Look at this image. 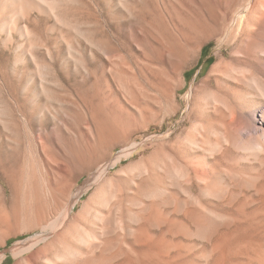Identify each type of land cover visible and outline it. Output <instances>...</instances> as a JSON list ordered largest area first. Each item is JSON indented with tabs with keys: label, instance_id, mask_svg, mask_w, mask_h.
Returning a JSON list of instances; mask_svg holds the SVG:
<instances>
[{
	"label": "rangeland",
	"instance_id": "rangeland-1",
	"mask_svg": "<svg viewBox=\"0 0 264 264\" xmlns=\"http://www.w3.org/2000/svg\"><path fill=\"white\" fill-rule=\"evenodd\" d=\"M82 1L79 16L90 20L97 38L110 39V43L120 50V60L131 80L130 90H124L118 80H114L110 71L114 70L113 62L105 58L96 61L88 58L90 71H78L70 63H64L66 50L60 47L55 54V69L63 87L48 86L61 95L65 103L46 102L41 96L30 105L28 101L35 84L27 83L25 73L35 68L31 64L16 65L21 53L17 48L24 42L17 38L14 45L6 47L0 31V97L11 110L12 120L19 129L17 147L14 134L0 124V170L2 165H7L11 176L9 183L0 173V264H145L142 261L145 256L153 259L148 264H226L229 260L222 251L227 244L236 249L245 246L241 252L246 254L250 253L254 243L261 244V250H264V231L257 237L258 241L254 240L255 231L250 221H236L232 226L222 227V236L210 242L197 235L193 220L199 208L236 218L242 216L238 211L242 208L250 212V194H242L236 177H264V158L260 162H245L241 152L209 157L208 142H215L217 137L208 134L207 129L213 127L222 131V121L218 111L201 100L210 93L226 98L231 104V99H235L237 104V98H241L246 89L225 80L223 72L260 74L258 69L264 63V53L251 55L246 48H240L238 41L230 43L229 47L221 46L218 39L238 22V16L244 15L246 19L248 17L246 28L249 33L246 35L264 45V21L261 20L264 0H207L201 26L196 24L198 21L194 17L189 20V23L194 21V28L188 27L190 24L184 22L182 14L175 12L177 9H172L170 0H151L152 3L145 0L150 6L157 5L153 6L156 8V25L160 28L156 53L132 45L130 27L134 21L128 14L114 11L107 5L108 0ZM249 2L256 8L247 10L245 7ZM131 3L145 14V5L140 0ZM86 6L88 11L91 9L90 13ZM33 19H36H31L35 33L48 47L54 46L57 33L50 31L51 22L46 18ZM195 27L199 32L192 31ZM255 31H259L258 36L254 35ZM205 40L210 41L201 53L198 45ZM167 42L169 47L172 43L175 45V59L166 52ZM78 49L90 56L86 44L80 42ZM219 49L225 57L223 65L216 71L221 61L217 54ZM39 51L44 53L43 49ZM38 56L43 63L48 61L44 54ZM191 92L192 99L189 98ZM72 102L79 108L76 105L77 109L73 108ZM40 104H50L55 112L59 111L64 126L71 123L63 111L78 114L79 110V114L82 113L76 126L72 123L73 128L76 127L72 130L76 141L64 132L60 122H54L53 113L43 125L32 121ZM251 105L253 103L248 104ZM89 126L92 127V139L87 134ZM56 130L62 133L61 140L50 146L54 149L58 146L59 155L54 154L55 150L43 152V137L51 136ZM73 141L77 148L75 154L69 150ZM47 157L59 160L51 163ZM208 158L217 162L212 168L214 180L218 178L217 188L229 189L224 199L205 195L194 174L195 168L201 167L200 163H208ZM62 159L65 165L68 163L67 167ZM110 161H115L116 165L111 168L108 179L113 182L117 194L105 201L98 200L94 197L100 188L97 185L81 196L71 217L79 216L76 222L79 233L91 238L87 243L71 241L68 244L78 255L72 263L57 259L59 252L54 246L46 248L53 237L17 253L18 243L46 236L43 226L58 219L91 174ZM60 167H66V172H59ZM170 168L184 170L185 176L175 179L168 172ZM233 195H240L234 205L231 203ZM191 196L199 205L192 203ZM141 214L146 219L154 217V224L159 225L150 229L152 241L147 245L141 244L142 228L145 227V222L140 220ZM116 221L121 222V228L115 226ZM92 238L96 240L93 243ZM222 243V251L217 250Z\"/></svg>",
	"mask_w": 264,
	"mask_h": 264
},
{
	"label": "bare ground",
	"instance_id": "bare-ground-1",
	"mask_svg": "<svg viewBox=\"0 0 264 264\" xmlns=\"http://www.w3.org/2000/svg\"><path fill=\"white\" fill-rule=\"evenodd\" d=\"M131 1L129 0H108L107 5L116 12L119 11V12H124L125 14H128L133 19L134 22L132 21L133 24L130 27L131 28L130 41L132 45H137L139 48L141 47L146 51L149 50L148 52H150L151 50L150 53H154V52L156 53L157 48L155 44L158 41L157 38L160 34L158 32L159 27L157 28V25H156V22H157L156 8H154L153 6L157 7V5L153 4V6H150L149 3L146 2L145 0H140V3L145 5L144 6L145 14H146L145 16V14H142L143 12L141 13V11H138L136 9V7L131 3ZM162 1L164 2V0ZM86 2L84 3L88 5V8H92L90 7L91 5ZM171 2L176 6V8H174V5L171 4L173 6L172 9L173 10L177 9L175 10V12L180 13L179 14L180 16L182 14L181 18L184 19V22L187 23L188 25L190 24V26L188 27L193 26L194 28V25H195L194 23H192L193 20H191L189 23V20L192 19L191 17H194L195 19H197L196 20L198 21V23L196 22L197 25L201 26V24L204 22L207 0H170L169 4ZM82 3H83L82 0H0V31L4 35V39H3L4 45L6 47L7 46L10 47L11 45H14L17 38L19 40H22L24 43L19 45V47L17 48V50H21V53L20 55H18L16 59V65L24 66L26 64H31L35 68V70L25 73L26 75L25 78L27 80V83L35 84V88L32 93L31 99L28 101L30 105L36 102L37 99L41 96L45 98L46 102H56V103L58 102L60 104L65 103L63 101L64 100L63 97L61 95H58V93L55 90L53 91L50 90V87L48 86V84H51L55 88L63 87L62 86L63 84L61 83L62 79L60 80V77L55 69V54L58 52L60 47H64L66 50V54L64 56V63L65 64L70 63L71 65L74 66V69L78 71H86V72L90 71L88 69L89 68L88 62L90 58H92V60L94 61H96V59H99V58L108 59L110 63L113 62L115 64L113 71L110 68L111 69L110 71L115 76L114 77L111 74L114 80L116 78L119 81V82L117 81V83L121 84L124 90L125 89L128 90L130 88L131 80H129V77L127 75L128 73L126 72V68H125L126 66H124L122 64L123 62H121L120 60L122 59V56L119 54L120 50L119 49L117 50L115 48L116 46L110 43L111 42L110 39L105 40L103 38L102 39L97 38V34L95 32H92L90 20L89 21L88 19L84 20L81 16H79V10H80L79 8ZM159 4L160 3H158V6H160ZM82 7H85V6H82ZM254 7L256 8V6L252 4V2H249V4L245 8H247V10H251ZM88 8L86 9V11H88ZM164 10H166V8ZM170 11L168 12L169 14H171ZM238 14L240 15V13ZM158 15H160V13ZM33 17L37 21L43 20L44 18H46V20L51 22L50 31L52 33H57L54 46L48 47L47 46L48 44L46 45V43L43 42L44 39L42 40V38H40L37 35V33H35V29L31 26V23H32L31 19ZM238 18H239V20H237L238 22L235 23L231 28L227 29L224 32L222 37L218 39V43L221 46L225 45V47H229L231 46L230 43L234 44L235 41L236 42L238 41L240 42V48L242 49L246 48L251 55L264 53V45L252 39L251 35L250 36L246 35L247 33H249L246 28L248 17L246 19L244 15H241V17L238 16ZM36 20L33 19V21H36ZM261 20L264 21V17L261 18ZM122 25H123V22H122ZM192 31L199 32L196 29V27ZM258 32L259 31H255L253 33L254 35L257 34L258 36ZM209 41L210 40L202 41L198 45V48H199L198 51L202 53L204 46ZM80 42L86 44L87 49H90V56H88V54H85L84 51L82 52V50L78 49V45H80ZM166 44H168V42ZM26 45H27V48H26ZM168 47H169V44H168ZM168 47L167 48L165 47L167 49L165 50L168 53L169 57L173 59L175 57V54H177L175 45L174 43H172L170 47L169 48ZM39 49H43L44 53L40 52ZM38 54H44L48 58V61L43 63L41 61V58H39ZM217 54L221 58V61L215 68L216 71L219 68H221V66L223 65L224 63L223 58L225 57L221 49H219ZM150 57L151 56H149V58ZM150 59H154V58H150ZM124 64L126 65V62ZM258 73L260 74H251V73H246L244 71H238L235 73L231 70H226L223 72V74L226 76L224 78L225 80L231 81V83L237 87H244L246 89V92L243 93V96L241 98H237V104H236L235 99L234 100L231 99V102H233V104H231L229 100H227L226 98H222L221 96L216 95V94L209 93L202 97L201 100L203 102L205 101L208 104L212 105L220 114L221 117L219 118V120L222 121V129H223L222 131H220V128H219L218 131H216L215 128L208 127L207 133L216 135L217 137L215 142H208L207 152L209 154V157H214L215 154L222 155V154H228L230 152H233V153L241 152L245 156L244 158L245 162H251V161L260 162V160L264 158V63L262 64V66L259 67ZM38 78L39 80L35 82V80ZM26 88H27V85H26ZM192 96H193V92L190 93L189 98L192 99ZM73 102L72 104L74 105ZM249 103H253V105L248 106ZM234 104H236L235 108L233 107ZM75 105L72 107L74 108ZM77 107L75 108L77 109ZM70 110L72 109L70 108ZM57 112L59 111L55 112L52 109L50 104L49 105L40 104V106L35 110L34 116H32V121H35L36 123L43 125L45 124L44 123L45 119L50 118L51 114L53 113L54 116H52L51 118L54 120L55 123L57 122L59 123L61 121L60 119L61 115H60V112L59 113ZM63 114L66 115L67 119H69V122L71 124L70 126H66L68 124L65 123V126H64L62 125L61 123L62 121H61L60 127L64 130V132H68L71 140H75L76 136L73 132L74 131L73 129L76 127L73 128V124L76 126V124L79 121L80 115L82 113L79 114V110H78V114L77 112L71 113V111L67 110L66 112L63 111ZM11 116H12L11 110L7 107L6 103L0 97V124H2L4 129L11 131L14 134L15 139H16L15 142L18 147L19 146V143H18L19 129H18V125L16 124V122L12 120L13 117ZM9 118H11V120H9ZM84 119L86 120V118ZM91 119H92V115H91ZM88 130H89L88 133L87 132L86 133L89 134L90 136L89 138L92 139V127L89 126ZM75 133H76V130H75ZM61 134L57 132V130H56V133H52L51 136L45 135L44 133L45 136L43 135L44 136L43 138L45 139V142H41L43 152L46 153L47 150L48 151L55 150L54 154H58V146L56 147V149H54L50 145L52 143H58L61 140ZM75 141L71 142L73 145L69 147V150H72L73 154H75L76 149H77V148L75 149V145H74ZM130 150L131 148L126 149L122 152V154L125 155V153L129 152ZM47 155H49L48 152H47ZM54 157H56V155H54ZM61 157L63 158L62 155ZM49 159L47 160L48 163H49ZM52 159H51V163L55 162V160H59L56 158L55 160H52ZM207 161H208L207 164L203 165V163H200L199 166L201 167L195 168L194 170L195 172L194 174L198 178L199 184L201 186V190L207 196H213L216 198L224 199L226 195L228 194L229 189L223 188L221 190L217 188L218 178L216 177L217 180H214L213 173H212V168L216 165L217 162L209 158L207 159ZM114 162L110 161L106 164L100 165L96 169V171L93 174H91V176L85 181L83 187L79 188L74 198L67 203V205L65 206V209L63 210L61 215L58 217V219H56L54 222L50 224L43 226L42 230L47 231L46 236H40V237H37V239L31 238L30 240H27L23 243H20V244L18 243L17 248L19 250L17 253L25 252L28 249L33 248V246H35L37 242L43 241L45 238L53 237L54 239L49 243L48 246H46V248L48 247L50 248L51 246H54L59 252L56 255L57 259L67 261L68 263H72L78 257V255L77 253L69 249L68 244L71 241L79 242V243L81 242L87 243L88 241H90V238H91L89 235H86L84 237L79 233V227L78 225H76V222L79 219V216L78 217L75 216L76 218L73 219L72 212L76 204L80 200L81 196L87 193L88 191H90L94 186L98 185L100 187L98 191L96 192V195L94 196L98 200L105 201L107 200L108 197L116 196L117 191L114 188V184L111 180L108 179L111 168L114 165H116V163ZM56 163L59 164V162H56ZM64 165H65V162H64ZM66 165L68 166L67 162H66ZM61 168L62 167H60L59 172L60 171L66 172L65 168L64 169H61ZM168 172L171 173V175H173L175 179L177 180L182 179L185 176V171L181 169L170 168ZM0 173L2 177L10 183L11 176H9V169L7 165L1 166ZM236 180L238 182V186H239L238 188H241L242 190V194L246 192L250 194V201H252V203L249 205V208L251 211L245 212L246 210L244 208L240 206L242 208L241 209L238 206L239 209L241 210H238V209L236 210L241 211L240 214L242 213V216L241 217L239 216L238 218H236L230 215L219 214L214 211H209L207 209L199 208L198 214H196L193 217V220H194V224L197 229V235H199L200 238L205 239L206 241L209 240L210 242H213L217 238V236L222 234L221 233L222 227L232 226V224H234L236 221H245V222L250 221L251 222L254 228L253 231H255L254 233H255L256 238H254V240H256L257 237H259L262 234L261 232L264 231V177L263 176L261 177H236ZM0 188H1V185H0ZM238 196L240 195L232 196V199H231L232 205H234L235 201H237ZM190 200L192 201V203L199 205V202H197V200L194 197L191 196ZM140 216H141L140 220H142V222H145V227L142 228V233H141V244L147 245L148 243L152 241L150 229L155 225L156 226H159V225H157L156 223L154 224V220H155L154 217L150 219H146L143 216V214H141ZM115 226L117 228H121V222L116 221ZM242 227L244 228V226ZM234 229H236V227ZM238 232H241V231H238ZM254 233H252L251 231L252 235ZM226 236L229 237V235H226ZM262 237L264 236L262 235ZM229 240L231 241V239ZM95 241L96 240L92 238V243ZM222 245L223 243L218 245L217 250L221 249ZM244 248L245 246H239V248L236 249L233 246H230V244H227L224 250L222 251L221 249L220 251L222 252L225 251L224 252L225 256L226 258L228 257L227 260L229 261H226L227 262L226 264H264V250H261L262 248L261 244L254 243L252 250L248 254L241 252ZM142 261L145 264H148V263H152L153 259L150 256H145ZM222 262L224 263V261Z\"/></svg>",
	"mask_w": 264,
	"mask_h": 264
},
{
	"label": "trees",
	"instance_id": "trees-1",
	"mask_svg": "<svg viewBox=\"0 0 264 264\" xmlns=\"http://www.w3.org/2000/svg\"><path fill=\"white\" fill-rule=\"evenodd\" d=\"M204 49H205V48H204ZM204 49H203V50H204Z\"/></svg>",
	"mask_w": 264,
	"mask_h": 264
}]
</instances>
